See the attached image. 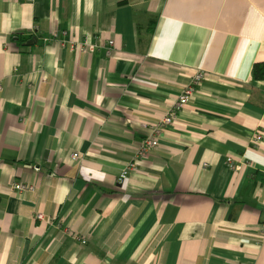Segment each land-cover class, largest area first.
Instances as JSON below:
<instances>
[{"label": "crops", "instance_id": "1", "mask_svg": "<svg viewBox=\"0 0 264 264\" xmlns=\"http://www.w3.org/2000/svg\"><path fill=\"white\" fill-rule=\"evenodd\" d=\"M257 63L264 0H0V264H264Z\"/></svg>", "mask_w": 264, "mask_h": 264}, {"label": "built area", "instance_id": "2", "mask_svg": "<svg viewBox=\"0 0 264 264\" xmlns=\"http://www.w3.org/2000/svg\"><path fill=\"white\" fill-rule=\"evenodd\" d=\"M78 49V48H77ZM93 49V48H91ZM205 79V74L203 71L197 73L193 79L192 82L189 86H187L182 93L179 95L177 102L174 104V106L172 107V109L168 112V114L165 115L164 119L162 120V123L160 124V126L162 125H173L176 120H177V115L180 111H182L186 105L188 104V102L190 101V99L193 97V95L195 94L196 91H198V87L201 86V84L203 83ZM1 89V88H0ZM159 133V128L158 127H154L152 128V133L149 137V139L146 142V146L144 147L143 151L140 153V155L138 157H143L146 151H149L151 148H155L157 145L156 142V135ZM262 137L259 136L257 138V142H261ZM77 155H74L73 158H76ZM229 163H232L233 160L230 158L228 160ZM237 168V167H234ZM132 169H136V167L134 165H132L130 168L126 169L121 176L119 177V184L123 183V181L126 179L128 172ZM17 189H25L22 186H16ZM33 188H31L32 190Z\"/></svg>", "mask_w": 264, "mask_h": 264}, {"label": "bare ground", "instance_id": "3", "mask_svg": "<svg viewBox=\"0 0 264 264\" xmlns=\"http://www.w3.org/2000/svg\"><path fill=\"white\" fill-rule=\"evenodd\" d=\"M91 47L92 46H85V45H81V46H79V48H78V51L80 52V53H85V52H87L88 50H90L91 49ZM192 82V81H191ZM191 84V83H190ZM189 84V85H190ZM188 85V86H189ZM0 88H1V86H0ZM1 90V89H0ZM197 93V91L195 92V94ZM195 94L193 95V97L195 96ZM192 97V98H193ZM192 98L190 99V101L192 100ZM189 101V102H190ZM189 102H188V104H189ZM187 104V105H188ZM186 105V106H187ZM164 119V118H163ZM162 119V120H163ZM162 120L160 121V123L158 124V126H151V127H146V129H148V130H150V132L148 133V135L146 136V138H145V140H144V142H143V144L140 146V148H139V150H138V152L136 153V155H135V157L133 158V160L122 170V172H121V174L126 170V169H128V168H130L132 165H134L135 167H136V169H132V170H130L129 172H128V175H127V177H126V179L123 181V183L129 178V176H130V174L131 173H133V172H139L141 169H140V163L142 162V161H144L147 157H149V155L151 154V153H153V151H155V150H157V149H159V146H160V137H161V132H162V130L164 129V128H166V127H168V126H172V125H162V126H160V124L162 123ZM177 121V120H176ZM154 127H158L159 128V133L156 135V142H157V145H156V147L155 148H151L149 151H146L145 152V154H144V156L143 157H138L139 155H140V153L143 151V149H144V147L146 146V142H147V140L149 139V137H150V135H151V133H152V128H154ZM74 155H77V157L76 158H73V156ZM73 156H72V158L74 159V160H76V159H79L80 158V156H79V154H74ZM229 160V159H228ZM231 165L233 166V168L234 167H236L234 164H232L231 163ZM234 169H237V168H234ZM121 174L119 175V177L121 176ZM118 183H119V178H118ZM123 183H120V184H123ZM16 186H22V187H24L25 189H17L16 188ZM31 188H33V186H30V185H27V184H24V183H16V184H14L13 185V189L15 190V191H20V192H24V191H34V188L31 190ZM38 217L37 218H35V219H37V220H41V217H43V216H41V215H37ZM83 244H86V242L85 241H83L82 242Z\"/></svg>", "mask_w": 264, "mask_h": 264}, {"label": "trees", "instance_id": "4", "mask_svg": "<svg viewBox=\"0 0 264 264\" xmlns=\"http://www.w3.org/2000/svg\"><path fill=\"white\" fill-rule=\"evenodd\" d=\"M22 42L21 38H18V43ZM253 79L256 82L264 81V63H257L252 69Z\"/></svg>", "mask_w": 264, "mask_h": 264}, {"label": "water", "instance_id": "5", "mask_svg": "<svg viewBox=\"0 0 264 264\" xmlns=\"http://www.w3.org/2000/svg\"><path fill=\"white\" fill-rule=\"evenodd\" d=\"M32 41H37L36 38H33ZM32 43L30 42L28 45H31Z\"/></svg>", "mask_w": 264, "mask_h": 264}]
</instances>
